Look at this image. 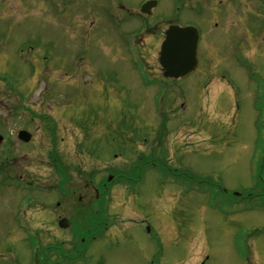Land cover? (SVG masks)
Here are the masks:
<instances>
[{
	"label": "rangeland",
	"instance_id": "rangeland-1",
	"mask_svg": "<svg viewBox=\"0 0 264 264\" xmlns=\"http://www.w3.org/2000/svg\"><path fill=\"white\" fill-rule=\"evenodd\" d=\"M22 3L19 22H0L13 24L19 43L31 42L19 51L30 53L31 70L19 58L0 64V264H34L33 247L45 256L56 240L68 251L74 236L50 219L72 220L91 205L85 187L110 175L121 176L106 199L116 235L90 248L88 264H264V203L256 197L264 0H232L251 11L255 42L219 38L211 54L201 49L199 69L177 81L163 77L161 43L140 31L120 30L137 39L119 40L107 27L97 31L85 7L60 21ZM229 45L244 47V60L223 59ZM19 130L31 142L19 141ZM222 190L253 197L235 205Z\"/></svg>",
	"mask_w": 264,
	"mask_h": 264
},
{
	"label": "flooded vegetation",
	"instance_id": "flooded-vegetation-1",
	"mask_svg": "<svg viewBox=\"0 0 264 264\" xmlns=\"http://www.w3.org/2000/svg\"><path fill=\"white\" fill-rule=\"evenodd\" d=\"M24 3L25 5L29 4L32 8L31 10L39 9L43 12V15L48 14V16H52L53 18L59 17L60 21L68 18V11L72 8L83 9L85 7L86 12L91 13L92 17L96 20L97 31L103 29L106 32L105 28L107 27V29L114 30L118 34V31L123 29H135V31H140L139 34L143 36L142 38L144 40L150 37L155 43H161L164 40L165 30L163 28L167 29L170 26H195L200 33L198 48L199 59L201 49L204 48L205 55L211 54L209 49L218 46L219 38H222L225 43L231 41L237 45L241 44V46L242 44L255 42V28L252 24L253 20L249 19V12L251 11L247 9V5H243L242 7L235 6L232 4V0H219L218 2H215V0H24ZM144 4H148L146 14L141 11ZM41 6H43L45 10H42ZM25 7L22 0H0V22L6 20H16L19 22L17 19L19 11L21 8ZM92 8L95 9V12ZM257 10L259 11L258 8H256V11ZM186 12L193 16L191 20L193 23H185L181 20V15H184ZM256 16H258L257 13ZM132 20H134V22H132ZM260 29H264V26H261ZM0 30V64L4 62H13L15 60L19 61V59L20 62L29 64L31 62V59H29L30 53L28 57H24L20 56L23 54H20L19 51L23 49L25 45L31 46V42L27 44H23V42L19 43V38L14 36L15 27L13 24L0 25ZM2 30H7V32H3ZM156 34L159 35L157 38H155ZM204 34H207L210 39L207 40ZM132 35L133 34L120 35L119 33L117 36H119V40H125L126 38H133L136 40L137 33ZM15 43H19L17 48H14ZM230 47L232 49L231 53L223 56V59L232 57V59L235 60L240 57L244 60L242 54L244 52V47H240L243 50L242 53L236 52L233 49L234 46ZM14 50H16V52ZM28 69L31 70L30 64ZM1 71L6 70L0 68V72ZM259 106L263 113L264 100H262V105ZM259 145L261 147L260 149ZM257 150L260 152L258 183L261 191L256 197L264 203V135L260 137ZM117 179H121V176H118ZM113 183H115V181L110 184L100 182L97 185L91 182L86 186L85 191L86 193L88 192V195L84 197L86 200H88V198L92 200L91 205H81L83 207L80 208L78 212H75L74 217L69 221L68 228L65 229L61 227V222L65 218H57L55 221L52 218V221L50 219V222L54 223V225L57 223V227L61 231L69 230L76 242L74 245L69 246L68 251L64 250L63 242H57V240L55 241L56 244L47 242L48 245L46 250H48L49 254L43 257L45 264H66L74 262L83 264L86 262L83 259L85 256H93V254L87 255L91 250L90 248H94L98 243H106L109 240H107L108 236L114 241L116 234L113 232L115 231L113 229L117 227L111 225L107 221L110 211L106 204V199L115 188ZM222 193L229 198L230 202H233L230 199L236 198V205H239L240 201H245L253 197L252 191L247 193L238 192L235 194H228L223 191ZM58 197L61 203L67 201L61 194ZM61 197L63 198L61 199ZM78 201L83 202V199L80 197ZM61 203L55 202L57 208L61 207ZM51 204L53 205V203H50V205ZM94 208L95 211L93 210ZM90 209H92V211ZM49 211L50 208L47 209L46 212L49 213ZM46 215L50 218L49 214L46 213ZM83 220H85V223ZM42 225L50 226L47 223ZM49 228L50 227L46 228L45 231H48L49 235L52 236L53 229ZM43 252L45 253V249Z\"/></svg>",
	"mask_w": 264,
	"mask_h": 264
},
{
	"label": "water",
	"instance_id": "water-1",
	"mask_svg": "<svg viewBox=\"0 0 264 264\" xmlns=\"http://www.w3.org/2000/svg\"><path fill=\"white\" fill-rule=\"evenodd\" d=\"M198 35L193 28L171 27L166 33V40L161 47L160 64L164 69V76L169 79L187 78L198 66ZM19 139L24 142L31 140V135L21 132ZM3 137L0 136V146ZM62 228H68L66 220L61 222ZM41 258L39 251L36 253V263Z\"/></svg>",
	"mask_w": 264,
	"mask_h": 264
}]
</instances>
